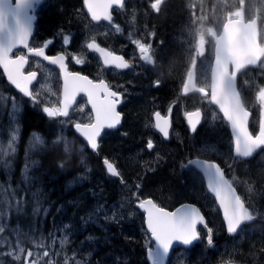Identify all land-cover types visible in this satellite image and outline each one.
<instances>
[{"label": "flooded vegetation", "instance_id": "af4514ba", "mask_svg": "<svg viewBox=\"0 0 264 264\" xmlns=\"http://www.w3.org/2000/svg\"><path fill=\"white\" fill-rule=\"evenodd\" d=\"M52 2L53 0H45L44 3L37 8L38 21L35 35L30 45L33 47L43 46L47 40L51 38L54 39L53 43L46 50L48 56L64 53L67 57L69 72L80 73L94 82L103 79L109 84L112 90L121 94L120 102L116 105V110L121 113L122 125L119 129L105 130L102 135L99 153H95V155L99 157L101 165H103L104 159L107 158L119 168L122 174H129L134 169L140 170L139 167H145L149 173H153L155 166H157V169H160L168 165V163L164 164V162L176 160L178 162H176L175 165L179 167L178 173L185 174L189 171H193L194 168L190 166V162L194 158L200 157L218 160L226 169L228 177L233 182H237L238 189L242 191L246 197L249 196V198H247V206L252 213L256 215V218L244 224L242 228L238 230V233L229 234L227 232L226 222L219 209L218 214L221 221L219 224L217 223L216 228L213 227L209 219V217L211 218L212 216L206 213L209 225L214 234L213 245L209 246L207 244V230L200 227V232L202 231L204 239L202 236L201 242L190 247V249H194V252L190 255L188 261H191L192 264H194V260L202 264H208L209 262L213 264H229L232 262L238 264H257V259H252V257L247 256L246 251H248L252 241L256 239L264 240V177L254 175L258 172L264 173V149L251 158V160L238 159L233 161L231 159L234 155L231 132L232 146L230 149V159H227L226 154L219 155L217 151L203 147L201 133L208 122L209 115L207 107L211 102V96L209 90L210 79L204 82L201 74L204 56H199L197 51V42L200 35L197 32V27L200 26L202 21L200 16L198 15L195 20L191 19L189 23H181V21H184L182 19L175 29L166 24L161 25V18L163 16L167 18L169 13H157L152 10L148 14H144V11L150 7L151 0H131L130 3L129 0H124V8L114 6L112 10L114 21L112 23L101 21L96 24L99 28H103L106 25H113L115 28L119 26L120 31L116 34L103 35L97 32L84 31L76 25L63 24L61 27L65 32L64 30H60L61 27H59L57 31L38 38L41 12L47 3L52 5ZM81 2L82 9L88 14L84 0H81ZM137 4L139 5L138 7L135 6ZM166 10L168 12L169 8ZM184 10L185 9H183L182 12H185ZM230 11L231 9L228 11L227 19L231 16ZM226 20L224 22H226ZM223 25L220 27L221 30ZM184 27H187L186 32H188L186 33L188 36L187 44L185 42ZM75 31H77L76 34H74ZM216 33H220L218 26L216 27ZM63 34L66 35L63 36ZM71 34H74L72 38ZM78 35H84L86 39L83 41L78 40ZM62 37H64V39L67 38L69 43H61L60 40ZM92 37H95L96 42L101 47L113 51L117 55H122L132 66L129 69L123 70L115 69L114 66H105L98 53H94L87 49L86 45L91 42ZM37 39H39L38 42H36ZM133 40H139L141 43L150 44L152 46L149 54L153 56V64L147 65L139 59V49L132 42ZM213 45V54H211L212 64L215 57V37ZM176 51H178V54H175ZM17 55H27V50L23 48L15 49L12 56L15 58ZM77 57L83 60V63L77 64L75 62V58ZM193 59L196 60L194 83L197 87H205L208 93L207 96L199 92H189L187 95L183 93V83L187 81V73L192 70ZM44 69L55 73V81H52L54 89L45 92L51 95L53 105L60 107L63 86L61 71L56 66L46 63L43 59L31 56L25 72L36 71L39 75V80L33 86L32 91L36 94L37 92L39 93L38 89L42 88ZM157 80L160 81L158 86L156 85ZM241 83L242 77L240 79L241 88L247 95L252 96L254 93H250L252 92L251 89L248 90L247 87H244ZM6 90L8 91V95L16 97L19 103L23 102L25 104L26 97H24L22 93L11 91L9 88H6ZM76 98V103L70 110L71 119L59 117L61 121H69L72 123L70 127L71 136H75V123L94 122V113L91 111V105L88 103L86 94H79ZM250 98L251 97H249V99ZM18 105L19 108L22 106L21 104ZM23 108L25 109L26 107L23 106ZM80 108H83L84 111L81 112L79 110ZM169 108L172 109L170 114L171 132L169 139H165L158 129L155 128L154 113L159 111L162 116H168ZM197 109L201 110L203 113V121L198 126L197 131L193 133L190 130L184 113ZM140 110L142 112H139ZM22 120L21 118V123ZM138 123L153 128V132L149 133L148 136L153 138L152 142L154 147L152 154L147 153L143 156L145 162H143L141 166L136 165L135 167V165H131L123 155L115 152L117 148L105 146L103 140L107 139L108 135L112 133L115 135L119 134V137L125 127ZM259 123V120L254 121V133L258 132ZM84 151L90 153L88 147H85ZM169 165L173 168L172 165L174 164ZM239 166H242V168ZM166 170H169V168H166ZM111 184L115 186L116 192L121 190L118 184ZM134 196L133 193V197ZM133 200L134 199H132V201ZM198 201L201 204L204 202V200ZM223 244H226V248H224ZM229 244H231L230 247ZM262 246H264V242ZM204 247H209L212 251L207 253ZM209 253H211V255L207 256ZM260 260H262V258H260Z\"/></svg>", "mask_w": 264, "mask_h": 264}, {"label": "snow or ice", "instance_id": "6c2138e0", "mask_svg": "<svg viewBox=\"0 0 264 264\" xmlns=\"http://www.w3.org/2000/svg\"><path fill=\"white\" fill-rule=\"evenodd\" d=\"M163 0H154L150 7L159 13ZM41 4V0H0V67L3 68L7 76V80L11 85L23 94L24 97L30 98L34 103H39L37 96L30 90V85L37 79V73L32 71L25 74L23 71L25 65L28 64L29 55L32 57L42 58L44 61L50 62L52 65H58L64 74V90L63 100L60 107L42 108V111L49 118L65 117L71 119L70 109L76 103V96L83 92L86 94L88 103L91 105V111L94 113L93 121L89 123H75V131L83 137L93 151L98 149L97 138L104 129H113L120 123L121 113L116 110V105L120 102V93L110 88L109 84L101 79L94 82L87 76L80 73H72L68 71L67 65L64 63L66 57L61 54L59 56L46 55L45 49L51 40L47 41L43 46L33 47L29 43V38L33 34L34 21L36 20L35 11L37 6ZM88 13L91 15L92 21H112L110 9L113 5L118 8H124V0H84ZM248 25L240 19H229L223 25V33L217 34L209 29V32L215 37V66L212 69L211 87V103L218 105L223 118L231 125L234 137V155L231 157L233 161L239 158L253 157L254 153L259 149H264V112L259 123V130L253 133L249 130L250 112L246 109L241 99L240 92L236 89L237 73L241 72L249 65H257L264 58V43H258V31H248ZM119 32V26H116ZM139 49L140 57L145 64H153V56L150 55L151 45L141 43L139 40L132 41ZM64 43H69L65 38ZM206 40L203 34L199 35L197 42V51L199 56H203L205 52ZM87 49L94 53H98L102 58L105 66H114L115 69H129L132 65L125 60L122 55H117L113 51L101 47L95 40L91 38V42L87 43ZM27 50V55H17L13 58L12 53L17 48ZM77 64L83 63L80 58H75ZM232 65L230 71L225 72L224 67ZM196 60H192V70L187 73V81L183 83V93L187 95L189 92H199L208 95L205 87H197L195 81ZM160 81H156L158 86ZM258 99L264 102V87H260L258 91ZM11 108L13 113L19 110V105L12 99ZM81 112L83 108L79 109ZM172 109L169 108L168 116H162L159 111L154 113L155 128L163 134L165 138L169 136V128L171 127L170 114ZM191 132L195 133L201 124L202 112L197 109L195 111H187L184 113ZM65 121H61L64 123ZM18 138V129H13L11 140L7 148L0 147V157L15 152L14 144ZM61 138L53 141L59 143ZM35 143L43 145L44 140L41 136L33 133ZM152 140H148L147 148L153 149ZM64 151L70 154L72 151L71 143L64 141ZM103 163L106 165L108 173L112 176H119L113 163L107 158ZM203 175L207 177V185L215 199L219 203V207L223 211V218L226 222L227 232L236 234L242 226L253 220V215L245 206L244 200L236 194V189L232 183L225 178V174L220 165L209 161H194ZM27 168H25V172ZM123 183V181H121ZM139 189V185L136 186ZM138 207L147 213V227L151 232L152 239L155 241V247L147 252L151 264H166L173 248L174 242L182 245H192L194 241L200 239V232L197 230L198 224H203L207 228V244L213 245V230L208 228L205 218L201 211L194 206L185 205L177 208L175 211L169 212L159 207L151 199L140 200ZM4 228L0 227V232ZM67 239L60 241L61 245L65 244ZM13 260L20 261L21 255H24V264H28V258L33 256L31 250H26L17 242L15 248L6 253ZM47 251L44 256H48ZM31 264H37L36 260H32ZM67 264V261L65 262ZM73 264H81L80 260H74Z\"/></svg>", "mask_w": 264, "mask_h": 264}, {"label": "trees", "instance_id": "16d2710c", "mask_svg": "<svg viewBox=\"0 0 264 264\" xmlns=\"http://www.w3.org/2000/svg\"><path fill=\"white\" fill-rule=\"evenodd\" d=\"M55 11L57 12L55 13ZM55 11L54 17L62 18L64 16L57 9ZM182 11L181 0H174V5L168 11L169 16L161 18V25L166 24L176 29L177 24L182 20L183 14L180 13ZM70 15L71 13H68V16ZM258 17L261 20L262 34H264L263 16L258 15ZM175 54H178V51ZM11 90L15 89L11 88ZM40 108L39 105L28 104L26 106L24 113H22V131L17 150L8 158V165L0 162V227L4 228V231L0 232V264H24V254L20 261H15L6 254L16 247L17 241H20L26 250L33 252L32 259L36 260L37 264H51V256H44L46 248L41 246V243L44 242L41 236L46 239L45 242L52 241L50 235L60 226L65 227L68 232L65 234L68 236V243L61 256H56L55 264H65L66 261L67 264L73 262L74 256L72 258V255L76 251L75 245L83 242L85 233L93 235V239L92 242L86 241L87 244L82 247L78 256L76 255L78 258H84L83 255L94 251L91 264H149L147 248L151 238L138 214L127 221L114 223H101L95 217H89L86 221L78 222V217L84 216L88 209L92 208L94 198H98L100 184L98 185L96 180L102 174L94 171L88 181L83 179L82 182H74L80 177L86 166L83 161L84 156L77 150L74 153H65V131L62 134L59 132L64 123H61L58 118L47 117L43 111L39 110ZM133 127L137 130L140 129L138 125ZM34 131L42 134L44 144L42 149L37 151L39 165L35 166L34 169L31 165V174H28L25 173L28 162L25 163L24 158L27 154L28 145L33 141ZM57 138H61L60 142L53 143ZM114 148H117L115 152L122 153L119 146ZM93 158L91 155V163L93 162L100 171L99 167L103 168V165H101L99 157L93 156ZM130 158L127 160L133 165L134 162ZM11 161L13 162L12 166ZM172 166L176 169L170 170L171 167H169V171L163 167L159 174L148 176L146 183L151 192L160 191L158 193L165 194L168 198L175 197V193L180 190V183H178L180 176L178 175V165ZM100 172L102 173V171ZM135 181L139 186H144L137 179ZM105 191L107 195L112 197V200H120V195L118 197L113 184L106 186ZM41 192L43 197L39 201ZM203 195L204 198L206 195L208 196L205 191ZM154 196L157 197V195ZM191 196L193 195L187 196V198L193 200ZM204 209L209 213V216H212L209 219L213 227L216 228L221 219L213 204L208 203ZM103 229H108L107 236L111 238L106 237ZM99 234L105 238L95 240V236L98 237ZM254 242L256 246L251 244L246 254L252 259H257L256 257H259L263 252L264 240L256 239ZM230 246L231 244H229ZM70 249L73 253L67 255L66 253ZM210 255L211 253L207 256ZM187 264H192V262L188 261ZM261 264H264L263 259Z\"/></svg>", "mask_w": 264, "mask_h": 264}, {"label": "rangeland", "instance_id": "374dc122", "mask_svg": "<svg viewBox=\"0 0 264 264\" xmlns=\"http://www.w3.org/2000/svg\"><path fill=\"white\" fill-rule=\"evenodd\" d=\"M131 0H129L130 3ZM154 2V0H151V3ZM182 7L185 9V12H180L183 14L182 19L185 21H181V23H189L191 19H197L198 15L201 18V23L198 28V34H203V37L206 40L205 44V52H204V59L202 63V79L204 82L208 81L211 76V68H212V62H211V54H213V42L214 37L209 32V29H211L213 32H216V27L218 26L219 31L221 30V26L224 21L227 19V14L229 9L231 17H242L243 13H245L247 18L254 17V15H261L263 16L262 22L264 23V0H181ZM174 5L173 2L170 0H163V3L161 4V13L168 14L167 8L170 9ZM138 7L139 5H135ZM82 2L81 0H53L52 5L50 3H47L42 12H41V20L39 23V30H38V38L43 37L47 34L53 33L57 31L59 27H61L63 24L68 25H76L79 26L84 31H91V32H97L103 35H111L112 33L116 34V28L112 26H104L103 28H99L95 23H93L88 14L84 12L82 9ZM54 9V10H53ZM58 10V12L63 13L64 16L62 18L60 17H54V11ZM152 9L149 7L147 10L144 11V14H148ZM57 11H55L56 13ZM66 13V14H64ZM68 13H71L70 16H68ZM66 16V17H65ZM65 17V18H64ZM69 17V18H68ZM244 17V18H246ZM260 19V18H259ZM67 20V21H66ZM137 21V20H136ZM261 21V20H260ZM48 25V26H47ZM50 26V28H49ZM192 28V27H191ZM60 30H64L62 27ZM187 27H184V33H185V42L187 44L188 36L186 35ZM65 32V30H64ZM77 31H75L74 34H76ZM67 34V33H66ZM66 34H63L66 35ZM71 34V38L72 35ZM263 35V42H264V34ZM78 40H85L86 38L84 35H78ZM70 38V40H71ZM64 37L61 38V43H64ZM39 39L36 40L38 42ZM55 73L49 70H43V86L39 91H47L50 89H54V84H52V81L54 80ZM3 74L0 73V147L7 148L8 143L11 140V135L13 129H18V138L14 144L15 151L17 150L18 143L20 142L21 137V113H23L24 108L23 106L30 105H38V103H34L32 100H26V103L20 102L22 106L19 108V110L16 113H13L11 108L12 103V97L8 95V92L6 90L5 80L3 78ZM242 85L244 87H247L248 90L251 89L254 93L252 96L248 95V98L251 97L252 101L255 102L258 99V91L260 87H264V62L262 63L261 67L258 68V70H249L242 76ZM253 85V86H251ZM38 99V98H37ZM39 100V99H38ZM264 104V102H263ZM57 107V106H54ZM208 111V122L203 128V131L201 133V142L204 145L203 147L217 151L219 155L226 154L227 159H230V138L227 131V128L225 127L226 121L221 115V113L212 106L211 103H209L207 107ZM141 112V111H139ZM143 114V113H142ZM140 123V120H139ZM138 123V124H139ZM136 124V125H138ZM72 123L69 121L64 122V128H65V138H68L69 142L71 143L72 151L74 150L75 143L70 141V127ZM132 126L128 125L123 129V132L120 133L121 136L118 137V135L115 134H109L107 139H104L103 142L105 146L108 147H116L119 146L121 148L120 154H123V157L126 159L132 158V162H134V165L141 166L143 162V156L145 154H152L153 149L147 148V142L148 140H153L151 136H148L149 133H152L153 128L147 127L139 124L140 129H136ZM58 132V131H57ZM226 132V133H225ZM137 133L139 134L137 136ZM43 145L37 144L34 142V140L28 145V148L26 150V156L24 158L25 163L27 164V171L25 173L31 174V165L32 169H34V166L37 164L39 165L38 161V152L41 150ZM84 148V147H82ZM13 153H10L6 156L0 157L1 159L4 157H10V155ZM91 152L88 153L86 151L82 152V155L84 157V161L86 163V171L78 178L76 179V182H82L83 179L89 180V178L93 175V172L96 171L100 174H102L99 178H97L96 182L99 185V190L97 197L94 198V202L92 204V208L88 209L87 213L82 216L78 217V222L80 221H86L89 219V217H95L98 218V222L101 223H110V222H117V221H127L132 219V217L136 212L135 208L133 207L132 195H131V188L135 184V180L137 179L144 185V194L145 195H157L165 201L166 203L170 204L171 202H174L175 200H182L184 198H187V196H191L193 199L196 200H208L210 199L209 196L206 195L204 198V183L200 175H197V172L189 171L185 174H178L180 178H178L179 189L177 193H175V197H166V195H162V193L158 192H151L149 189V185L146 183V179L150 175L148 170L144 167H139L140 170L134 169L129 174H125L126 180L128 182V186L122 183H118L115 180L111 178H107L104 175V171L102 167H99L102 171V173L95 167V164L91 163ZM116 156V155H115ZM122 157V158H123ZM130 158V159H131ZM176 160H172L169 162L166 161L164 164L168 165L166 168H169V164H176ZM36 163V164H34ZM89 164V165H88ZM13 165V162L11 161V166ZM89 166V168H88ZM39 167V166H38ZM174 167V166H173ZM152 168V167H151ZM164 168V169H166ZM161 169H157V166L154 167V172L151 174H159L161 172ZM172 168H170L171 170ZM10 171V168L8 169ZM169 170V171H170ZM255 176L264 177V173H256ZM111 183H116L120 186L121 190L117 192V195L121 198V202H118L119 199H113L112 197L106 194V186L108 187L111 185ZM154 183V181H153ZM188 183V184H187ZM45 189V188H44ZM45 192V191H44ZM47 193V192H45ZM93 193V192H92ZM189 193V194H188ZM95 196V195H94ZM43 197V193L41 192L39 201H41V198ZM90 214V216H88ZM142 219V218H141ZM69 228V227H67ZM58 230H56L54 233L50 235L52 241H46L43 236H41V239L44 241L41 243V246H45L46 251L51 256V264H55L56 262V256H61V254L64 252L65 247L68 243V236L67 230L65 227H58ZM103 232L106 234L107 238H111L110 236H107L108 229H103ZM93 235L86 234L83 236L82 239L83 242H80L79 244L75 245V252L73 253L70 249L67 255H72L73 261L74 260H80L81 264H91V260H93L92 253H88L83 255L84 258H78V254L80 253V250L83 246L87 244L86 241L92 242ZM67 239V242L63 245H61L60 241L62 239ZM102 238H105L102 234H99L98 237L95 236V240H102ZM20 243L22 247H24L20 241H17ZM223 243V242H222ZM252 246H256V243L252 241ZM224 248H226V244H223ZM262 254L257 258V264H261L260 258L263 259L264 255V249H262ZM23 255V254H22ZM21 255V256H22ZM25 255V254H24ZM185 255V252L182 251L181 253H178L177 255L172 258L173 264H186L185 261L182 259ZM32 257L28 258V264H31ZM195 263H200L199 261H193ZM73 264V262H71Z\"/></svg>", "mask_w": 264, "mask_h": 264}, {"label": "water", "instance_id": "95a60500", "mask_svg": "<svg viewBox=\"0 0 264 264\" xmlns=\"http://www.w3.org/2000/svg\"><path fill=\"white\" fill-rule=\"evenodd\" d=\"M43 1L44 0H41V4L43 3ZM40 4V5H41ZM39 5V6H40ZM114 6H116V5H113L112 6V8L110 9V12H111V14H112V9H113V7ZM38 7V6H37ZM87 8V7H86ZM37 8H36V11H35V15H36V20L34 21V26H33V34H32V36L29 38V43H30V41H31V39H32V37H33V35H34V32H35V23H36V21H37V19H38V17H37ZM90 17H91V15H90ZM112 18H113V14H112ZM235 19H239V18H234L233 20H235ZM240 20H242L245 24H247L249 27H248V31H258V33L260 34V28H259V21H258V18H254V19H252V20H244V19H240ZM101 21H103V20H101ZM95 23H98L97 21H94ZM100 22V21H99ZM108 22V21H107ZM222 33H223V30H222ZM221 33V34H222ZM260 38H261V34L258 36V43H261V41H260ZM49 40H51L52 41V43H53V39H49ZM48 40V41H49ZM47 42V41H46ZM51 43V44H52ZM51 44H49L48 45V47L51 45ZM48 47L45 49V52H46V50L48 49ZM22 48V47H21ZM61 54H63V55H65L64 53H60V54H57V55H55V56H59V55H61ZM47 55V54H46ZM30 56V55H29ZM55 56H52V57H55ZM65 57H66V55H65ZM262 60H263V58H262ZM47 63H49V64H51L50 62H48V61H46ZM64 63L67 65V57H66V59H65V61H64ZM261 62H258V64L257 65H249V66H247L245 69H242L241 70V72H243L244 70H246L248 67H258L259 66V64H260ZM26 66H27V64L25 65V68H26ZM58 68H59V66L58 65H56ZM214 66H215V62H214ZM213 66V67H214ZM2 68V67H1ZM24 68V69H25ZM68 68V67H67ZM232 68H233V66L232 65H229V68H228V66H225L224 67V71L225 72H227V71H231L232 70ZM60 69V68H59ZM2 70H3V68H2ZM24 71V70H23ZM60 71H61V73H62V80H63V90H64V74H63V71L60 69ZM69 71V70H68ZM241 72H239V73H237V77H236V89H237V91L238 92H240L239 91V85H238V80H239V75H240V73ZM37 73V72H36ZM6 75V74H5ZM7 77V76H6ZM37 79H38V73H37ZM36 79V80H37ZM36 80L35 81H33V83L34 82H36ZM9 82V81H8ZM10 83V82H9ZM33 85V84H32ZM32 85H30V90H31V86ZM14 86V85H13ZM15 87V86H14ZM80 93H83V92H80ZM79 94V93H78ZM78 96V95H77ZM76 96V97H77ZM241 99H242V97H241ZM62 100H63V98H62ZM242 102H243V100H242ZM215 105V104H214ZM216 106H218V105H216ZM248 110V109H247ZM249 112H250V117H249V121H250V119H251V116H252V112L250 111V110H248ZM222 113V112H221ZM223 114V113H222ZM202 121V120H201ZM230 127H231V125H230ZM232 130V129H231ZM249 130H250V128H249ZM103 131L104 130H102L101 131V135H102V133H103ZM169 132H170V128H169ZM169 137V136H168ZM167 137V138H168ZM99 138V137H98ZM98 138H97V142H98ZM194 161H209V160H206V159H200V158H196V159H194L192 162H194ZM110 162V161H109ZM209 162H215V163H217L216 161H209ZM112 163V162H111ZM192 164H194V163H192ZM218 164V163H217ZM195 165V164H194ZM106 166V165H105ZM221 167V166H220ZM107 169V168H106ZM117 169V168H116ZM222 169V168H221ZM117 171H118V169H117ZM224 172V171H223ZM109 175H111L110 173H108ZM225 174V173H224ZM115 177H120V175L119 176H115ZM205 177V181H206V185H207V177L206 176H204ZM225 178L227 179V177H226V175H225ZM228 180V179H227ZM234 187V186H233ZM207 188H208V185H207ZM235 188V187H234ZM208 190L211 192V190L208 188ZM212 193V192H211ZM214 196H215V194L214 193H212ZM236 194L237 195H239L238 194V192H237V190H236ZM147 199H151L155 204H156V202H155V200L154 199H152V198H147ZM143 200H146V199H143ZM219 204V203H218ZM158 205V204H157ZM185 205H190V206H194V207H197L200 211H201V214L204 216V214H203V212H202V210L197 206V205H195V204H193V203H183V204H181V205H179L177 208H179V207H182V206H185ZM159 206V205H158ZM137 207H138V204H137ZM160 207V206H159ZM139 208V207H138ZM177 208H175L174 210H169V209H166V208H164L166 211H169V212H172V211H175ZM140 209V208H139ZM141 210H143V209H141ZM144 211V210H143ZM145 217H146V221H145V224H146V228H147V230H148V227H147V213L145 212ZM204 218H205V216H204ZM254 219V218H253ZM205 223H206V218H205ZM199 225V224H198ZM197 225V226H198ZM203 225V224H202ZM149 231V230H148ZM150 232V231H149ZM151 233V232H150ZM194 242H196V241H194ZM193 242V243H194ZM176 244H180L179 242H174L173 243V246L174 245H176ZM180 245H182V244H180ZM184 246H190V245H184ZM151 249V248H150ZM172 250V249H171ZM171 250H170V253H171ZM170 256V255H169ZM148 260H149V262H150V264H151V260L148 258ZM168 260H169V257H168V259H167V261H166V264H168Z\"/></svg>", "mask_w": 264, "mask_h": 264}, {"label": "bare ground", "instance_id": "6f19581e", "mask_svg": "<svg viewBox=\"0 0 264 264\" xmlns=\"http://www.w3.org/2000/svg\"><path fill=\"white\" fill-rule=\"evenodd\" d=\"M30 120H31V119H30ZM34 130H35V129H34ZM88 165H89V164H88ZM86 166H87V165H86ZM88 168H89V166H88ZM85 171H86V170L84 169V170L82 171V174H83ZM82 174H81V175H82ZM81 175H80V176H81ZM77 179H78V178H77ZM75 181H76V179L74 180V182H75ZM50 192H51V191H50Z\"/></svg>", "mask_w": 264, "mask_h": 264}]
</instances>
